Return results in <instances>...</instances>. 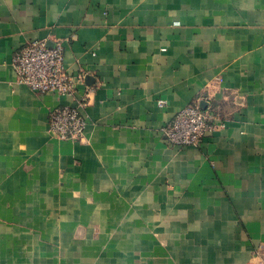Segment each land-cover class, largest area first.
Segmentation results:
<instances>
[{"label":"crops","instance_id":"1","mask_svg":"<svg viewBox=\"0 0 264 264\" xmlns=\"http://www.w3.org/2000/svg\"><path fill=\"white\" fill-rule=\"evenodd\" d=\"M35 39L94 87L81 141L48 131L74 100L15 82ZM194 97L226 127L171 145ZM259 243L264 0H0V264H258Z\"/></svg>","mask_w":264,"mask_h":264},{"label":"built area","instance_id":"2","mask_svg":"<svg viewBox=\"0 0 264 264\" xmlns=\"http://www.w3.org/2000/svg\"><path fill=\"white\" fill-rule=\"evenodd\" d=\"M12 65L16 83L37 93L51 92L74 100V104L65 102L50 108L48 131L58 139L81 141L88 125L86 108L94 102V87L86 86L79 92L77 88L83 83V76L69 73L64 66L62 44L56 42L48 46L44 40H32L13 54ZM201 101L199 97L192 98L159 128L168 143L198 146L204 136L226 127L220 110L209 103L202 107ZM253 255L258 264H264V244L259 243Z\"/></svg>","mask_w":264,"mask_h":264},{"label":"water","instance_id":"3","mask_svg":"<svg viewBox=\"0 0 264 264\" xmlns=\"http://www.w3.org/2000/svg\"><path fill=\"white\" fill-rule=\"evenodd\" d=\"M200 104H201V106H202V107H204V104H205V103H204L203 101H201V103H200Z\"/></svg>","mask_w":264,"mask_h":264}]
</instances>
